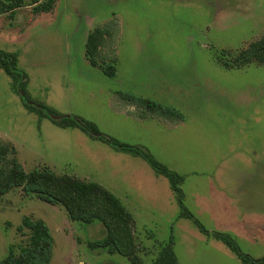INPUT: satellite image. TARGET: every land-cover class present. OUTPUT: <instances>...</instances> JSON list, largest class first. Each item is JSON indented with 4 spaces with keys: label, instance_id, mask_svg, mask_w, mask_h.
<instances>
[{
    "label": "rangeland",
    "instance_id": "374dc122",
    "mask_svg": "<svg viewBox=\"0 0 264 264\" xmlns=\"http://www.w3.org/2000/svg\"><path fill=\"white\" fill-rule=\"evenodd\" d=\"M31 1L0 15V52L14 56L21 74L16 86L0 69V140L15 147L23 169L46 167L111 192L133 217L142 264L168 245L179 264H241L180 216L168 180L141 157L26 109L21 81L31 103L90 122L180 175L183 205L209 233L264 257V65L225 70L215 60L264 34V0H55L40 14ZM103 26L113 78L85 56L88 33ZM121 93L173 107L183 121L140 118ZM23 217L48 226L49 264H129L88 248L104 236L99 222L72 221L62 206L19 188L0 197V260L26 241L17 230Z\"/></svg>",
    "mask_w": 264,
    "mask_h": 264
},
{
    "label": "trees",
    "instance_id": "16d2710c",
    "mask_svg": "<svg viewBox=\"0 0 264 264\" xmlns=\"http://www.w3.org/2000/svg\"><path fill=\"white\" fill-rule=\"evenodd\" d=\"M27 6L32 8L33 14L50 13L54 9L55 0H45L42 3L39 0H32ZM24 7L23 0H0V15L11 16L15 10ZM107 35H109L108 28L104 26L90 31L86 38L85 56L91 66L99 67L106 76L113 78L116 75L115 60H106L104 51L107 47L105 40ZM215 60L225 70L242 69L250 64L264 65V34L236 52L221 50L216 54ZM0 69L12 78L13 85L17 86L21 74L16 68L14 56L0 52ZM18 86L23 89L24 82L21 81ZM120 96L124 102L139 110L140 118L147 119L155 116L162 120L183 121L182 114L173 107L136 97L130 93H121ZM26 99L29 100L27 96ZM24 106L29 111L46 117H48L46 112L56 114L45 106L40 105L42 107L40 109L25 102ZM52 121L62 128H79L83 133L107 143L114 149L141 157L155 173L168 180L172 191L176 194L181 217L190 219L200 232L220 240L241 264H264V257L252 258L243 254L229 235L209 233L183 205L180 187L182 177L155 161L147 152L138 147L121 144L106 136L95 137L90 132L98 133L96 127L79 118L64 116L58 121ZM16 154V149L11 143L0 140V197L19 188L26 197L35 198L50 205L62 206L72 221L86 225L99 222L104 236L96 241H88L90 250L105 251L110 255L118 254L125 257L129 264H142L137 257L140 246L134 239L133 217L117 197L95 182L81 180L74 176H60L46 167L26 172L18 162ZM17 230L21 235L27 232L26 241L18 245L16 252L10 248L8 254L0 260V264H49L53 238L46 223L41 219L32 220L29 217H23ZM152 264L179 263L172 246L168 245L159 250Z\"/></svg>",
    "mask_w": 264,
    "mask_h": 264
},
{
    "label": "water",
    "instance_id": "95a60500",
    "mask_svg": "<svg viewBox=\"0 0 264 264\" xmlns=\"http://www.w3.org/2000/svg\"><path fill=\"white\" fill-rule=\"evenodd\" d=\"M18 89V92L20 93V96L22 98V100L27 103L28 105H31V106H35L37 108H40L42 109V107L40 105H37V104H34V103H31L30 101H28L26 98H25V93L20 89V87H17ZM47 116L49 118H51L52 120H55V121H58L60 119H62L64 116H60V115H57V114H52V113H49V112H46ZM66 117H69V116H66ZM73 118V117H72ZM93 136L95 137H101V135L97 132H93L91 131L90 132Z\"/></svg>",
    "mask_w": 264,
    "mask_h": 264
}]
</instances>
